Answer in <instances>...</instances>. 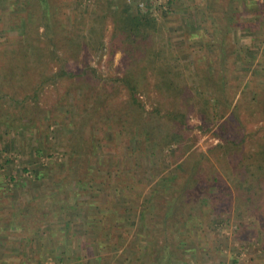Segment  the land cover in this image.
Wrapping results in <instances>:
<instances>
[{"label":"trees","instance_id":"trees-1","mask_svg":"<svg viewBox=\"0 0 264 264\" xmlns=\"http://www.w3.org/2000/svg\"><path fill=\"white\" fill-rule=\"evenodd\" d=\"M199 1L203 3L196 0ZM210 1L208 21L203 30L196 33L197 37L202 36L203 44L198 53L195 50L189 54L191 58H197L198 63L187 65L195 69L197 83L192 89L178 64L160 62L166 58L175 59L173 54H165L163 48H155L159 22L150 5L144 9L131 4L130 0H96L94 4L99 10L96 21L103 28H98V31L93 28L87 37L80 34L75 23L70 31L66 26L67 11H60L54 0H30L26 4L31 16H25L27 31L17 42L22 47L31 42L40 46L38 57L45 61L49 74H41L33 87V83L30 85L24 79L16 80L15 90L27 92L30 88L20 103L30 105L33 110L38 109L41 95L43 92L46 94L44 89L48 86L53 92L60 93L51 103V109H47L46 116L53 124L71 131L72 136L63 154L66 163L57 169L61 175L54 174L57 188L36 196L17 209L0 212V226L5 221L11 229L22 228L33 234L41 227L64 220L71 212L84 214L90 221L89 225L86 223L87 229L104 221L109 225L116 219L112 210L115 200L112 188L116 194L127 190L123 173L131 172L127 165L124 166L125 158L120 157L118 148L122 150L121 146H124L136 158L138 153H147L152 146L166 151L173 146L171 154L182 153V158L177 160L178 173L170 180L169 176L164 177L163 183L175 185L179 194L164 203L162 209L154 210V206L144 202L142 206L143 210L150 211V215L144 216V211L142 216L149 232V238L146 237L148 244L142 251L147 254L149 264L184 262L186 252L177 236L183 239V233H186L192 237L196 231L199 239H203L206 233L202 229L204 218L215 216V220L220 221L229 214L227 205L231 206L234 196L232 186L240 192L234 212L235 239L246 240L243 234L249 231V218L257 220L264 232V80L255 76V68L242 89L241 81L234 79L238 75V58L234 56L236 46L232 41L233 29L243 26L241 11H248V5L254 3ZM260 7L257 12L262 13L264 4ZM107 25L112 28V57L121 51L126 62L122 74L102 82L90 63L83 60L77 70L70 68V64L79 63L80 49L91 45L95 40L94 32H102V37ZM245 28L253 30L257 27ZM102 41L96 46L102 47ZM210 47H215L213 56L207 58L206 51ZM182 54L187 55L186 51ZM242 60L246 61L244 57ZM0 73L5 79L10 75L8 71L0 70ZM0 83L4 84L3 81ZM151 85L157 91L158 100L157 105L148 110L141 96L150 91ZM60 88L63 92H59ZM97 88L102 91L99 92L101 97L94 99L93 93ZM11 100L15 101L16 97L11 96ZM74 107L78 111L77 119L71 116ZM55 111L60 114L52 115ZM192 116L198 119L200 130L205 131L213 125L221 135L220 143L209 148L207 153L191 152L187 156L189 146L185 142ZM108 155L115 156L111 167L105 161ZM53 167L45 170H54ZM41 173L36 171L37 179ZM45 173L49 174L48 171ZM103 173L105 177L101 180ZM223 177H232V186ZM87 183L99 186V190L93 191L88 185L87 188ZM90 196L95 202H91ZM154 201L156 198L153 196L151 203ZM160 211L161 220L154 221L153 213L159 214ZM213 220L207 229L210 234L215 232ZM155 223L161 226L156 228ZM86 228H83L84 232H87ZM102 229L96 230V234L105 239V242L103 239L97 241L99 252L103 251L111 235H104ZM198 246L202 248L204 244L200 242ZM258 263L264 264L260 260Z\"/></svg>","mask_w":264,"mask_h":264},{"label":"rangeland","instance_id":"rangeland-1","mask_svg":"<svg viewBox=\"0 0 264 264\" xmlns=\"http://www.w3.org/2000/svg\"><path fill=\"white\" fill-rule=\"evenodd\" d=\"M54 1L59 5L60 11H67L66 26H69L70 31L73 30V23L79 26L80 34L87 37L93 28L97 31L98 28H103L96 21L99 15L98 6L95 7L94 4L96 0H57L58 3L56 0ZM29 2L30 0H0V70L10 73L9 77H6L7 79L0 73V81L4 82V84L0 83V96L4 95V97H0V209L7 206L12 210L17 209L36 196L38 197L45 192H53L57 188L58 181H56L54 174L61 175L57 169L60 164L66 163L63 154L72 136L71 131L53 124L46 116L48 114L46 113L47 109H51V103L57 99L60 93L53 92L48 86L49 88L44 89L46 94L43 92L41 95L38 109L33 110L30 105L20 103L23 100V95L28 93L30 88L27 92L15 90L16 80L24 79L30 85L33 83V87L41 74H49L45 61L38 57L40 46L31 42L22 47L18 45L21 43L17 42L20 38H24V33L27 31L25 16H31L30 10L27 11L26 8V4ZM202 2H196V0H174V2L173 0H130L131 4H138L144 9L149 5L151 6L154 16L159 22V32H157L155 40L158 44L155 48H163L165 54L169 52L173 54L175 59L166 58L160 62L170 63L171 61L173 64H178L185 73V78L191 89L196 85L197 80L194 78V66L188 68L187 65L198 63L197 58H191L192 56L189 54L195 50L197 52L200 45L203 44L202 36L197 37L196 33H200L206 25L208 21L207 8L212 4L210 0H202ZM246 2L254 3V5L246 6L248 11H241L240 20L243 26L240 29L234 28L232 31V41L236 46L234 56L238 58L236 59L238 75L234 76V79L241 81L242 89L251 79V74L255 68V76L258 79L261 78V81L264 80V10H261L262 13L257 12L262 8L260 5L264 4V0H242V3L246 4ZM242 8L245 9L244 4H242ZM252 25L257 28L246 30L248 28L245 27ZM104 28H106L104 37L100 36L102 32H94L95 40L91 42V45L80 49L79 63L75 61L70 64V68L77 70L82 66L83 60L90 63L102 82L122 74L126 62L124 60L125 55L121 51L112 57L110 51L112 28L110 25ZM30 34L35 35L34 32ZM100 40H103L104 45L99 48L96 43ZM23 44H26V41ZM213 48L215 47L206 48L207 58L213 56ZM183 51H186V56L182 54ZM243 57L246 61L242 60ZM149 90L141 96V99L145 102L146 108L152 110L153 106L157 105V91L152 85L149 86ZM59 92H63V88H60ZM99 92L102 93L100 88H97L96 93L94 92L96 96L93 93L94 99L101 97ZM192 92L195 93L194 90ZM11 96L16 97V100H11ZM236 99H238V95ZM72 113L71 116L77 119L78 111L75 107ZM58 114H60L58 111L52 113L54 116ZM199 124L198 119L192 116L189 123L188 140L185 142L186 146H189L187 156L191 152L207 153L209 148L220 143L219 136L221 134L217 128L211 125L209 129L202 131L198 128ZM116 145L120 147L121 143ZM121 148L123 149H118L121 151L120 157L125 158L123 164L124 166L127 165L128 170L131 171L130 173H123L127 190H121L116 194L115 188H112L115 196L112 210L116 219L109 225H107V221L97 224V228H103L101 231L104 232V235L109 236V233L111 235L103 249L106 251L104 252L106 253L105 259H102L100 263L97 262L98 260L94 261L93 264H149L147 254L142 251V248L148 244L146 239L149 238V232L147 233L142 216L144 211V216L150 215V211L143 210V202L154 206V210L159 207L162 209L164 203L168 202L172 196L179 194L175 185L163 183V178L169 176L170 180L177 175L179 168L177 160L182 158V153L171 154L173 146L167 151L161 147L152 146L147 153H138L135 158L132 156V151L124 149V146ZM108 156L105 161L107 160L111 167L115 156ZM53 165L54 170H45ZM106 165H104L105 168ZM36 171L42 172L39 179L35 174ZM46 171L49 174L45 173ZM104 175L105 173L100 176L101 180L104 179ZM223 178L228 181L229 185L231 184L230 179L232 177L230 179ZM87 185L93 191L99 190V186L90 183L85 186L87 187ZM155 189H158V192H154ZM232 189L234 192L232 204L231 206L227 205V208H230L229 214L220 221L215 220V216H207L203 219L205 222H203L202 229L206 232L203 239H199L200 236L196 231L193 232L192 237H188L186 233H183V239L181 236H177V240L183 242L182 248L186 253L184 262L180 261L176 264H235L234 260L237 262L236 264H259L258 260L264 263V232L257 220L248 219L249 231L243 234L246 240L235 239L233 235L236 230L234 212L238 202L237 197L240 198V192L233 186ZM161 195L162 199H160ZM153 196L156 201L151 203ZM91 200V202H95L93 197ZM96 200L100 199L97 198ZM65 213L67 214V211ZM75 213H69L70 216L66 217L65 220L70 221L72 216L75 218ZM79 215L82 216V219H79L80 222L82 221V225L86 221V217L82 213ZM227 217L228 221H226ZM153 219L160 221L161 211L159 214L154 212ZM65 220L64 224H66ZM212 220L215 232L210 234L207 229H209ZM155 226L159 228L161 225L155 223ZM45 228L41 227L33 234L24 231L22 228L11 229V236L8 235L9 232L3 230L0 232V238L9 236L10 239H13L19 235L20 237L22 235L38 237ZM215 233H217V237ZM206 235L208 236L206 237ZM97 236L104 240L101 235ZM200 242L204 244V247L198 246ZM208 248L209 250H207ZM108 249L109 252L107 253ZM57 262V260L49 259L45 264H57Z\"/></svg>","mask_w":264,"mask_h":264},{"label":"crops","instance_id":"crops-1","mask_svg":"<svg viewBox=\"0 0 264 264\" xmlns=\"http://www.w3.org/2000/svg\"><path fill=\"white\" fill-rule=\"evenodd\" d=\"M8 210V206L0 209ZM75 214V218L72 216L70 221L66 219V224L64 218L47 226L38 237L19 235L10 239L11 227L4 223L0 226V232H9V236L0 238V264H45L49 259L57 260V264H93L97 260L100 263L102 258L105 259L106 251H97V241L100 237L97 238L96 234L97 224L87 229L86 223L89 225L90 221L86 220L82 223L83 226L79 227L82 222L79 219H82V216L80 213ZM83 228H86L87 232H84Z\"/></svg>","mask_w":264,"mask_h":264}]
</instances>
